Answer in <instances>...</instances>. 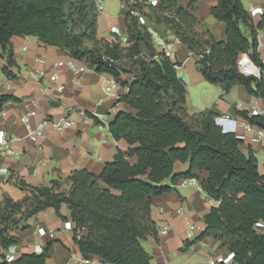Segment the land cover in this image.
Listing matches in <instances>:
<instances>
[{
    "label": "trees",
    "instance_id": "16d2710c",
    "mask_svg": "<svg viewBox=\"0 0 264 264\" xmlns=\"http://www.w3.org/2000/svg\"><path fill=\"white\" fill-rule=\"evenodd\" d=\"M121 1L127 5L123 31L127 44L117 35L113 39L98 37L97 0H0V46L7 54L3 68L7 76L16 77L11 69L17 66L12 37L35 36L128 87L120 101L131 108L119 110L109 124L113 137L124 139L128 147H118L100 174L87 168L73 170L67 178L71 182L67 191L62 179L46 186L17 179V185L28 193L20 200L5 194L0 202V264H48L46 247L40 254L22 253L13 262L4 259L6 250L19 243L12 232L27 229L21 223L47 208L75 224L74 240L83 256H97L109 264H156L143 245L149 236H158L153 198L175 191L188 179L198 180L207 196L219 204L205 215L204 230L194 240L185 238V246L211 237L234 252L230 264H264V233L255 228L264 222V173L256 155L251 148L246 152L241 148L243 141L235 133L223 130L215 111H188L187 87L179 70L170 59L155 58L152 36L131 10L144 13L163 35L171 32L194 52L201 74L221 87V97L241 85L250 96L264 99V63L258 39L264 18L255 23L243 0H217L210 12L225 22L227 35L225 40H217L195 15L198 0L187 5L159 0L150 11L144 1ZM245 54L261 68V77L240 71L239 60ZM124 74H130L132 80H124ZM19 101L13 94H0V111L7 103ZM236 111L264 129V114ZM177 161L189 165L177 172ZM64 204L69 207V217L61 214Z\"/></svg>",
    "mask_w": 264,
    "mask_h": 264
},
{
    "label": "crops",
    "instance_id": "0c3cea01",
    "mask_svg": "<svg viewBox=\"0 0 264 264\" xmlns=\"http://www.w3.org/2000/svg\"><path fill=\"white\" fill-rule=\"evenodd\" d=\"M100 7L98 17V37L113 39V26L124 31L125 9L121 0H97ZM179 4L187 5L191 0H177ZM217 0H198L195 15L203 28L209 29L217 40H225L226 24L217 20L210 12ZM245 9L255 23L264 18V0H243ZM167 37H175L171 32ZM259 53L264 63V27L258 31ZM11 45L14 48L17 66L12 67L16 77L11 78L3 72L7 63V54L0 46V94H13L19 102L7 103L3 110L6 115L2 125L12 139L14 153L11 155L0 152V202L5 194L15 200L22 199L27 190L21 189L16 181L23 179L33 186H46L55 179H62L63 190L67 191L71 182L68 176L75 169L87 168L95 174H100L104 164L113 160L117 148L127 149L124 139L116 140L109 130L110 122L116 113L131 109L120 101L121 96L128 92V87L118 83L114 94H106L105 87L115 79L107 73H98L87 63V69L77 72L67 66H58L56 62L71 58L67 52L57 46L45 45L35 36H13ZM176 59L184 61L189 50L181 43L175 46ZM245 55L241 56V59ZM248 56V55H247ZM249 57V56H248ZM43 72V76L35 77L34 72ZM185 81L190 79L193 85L206 81L201 74L196 58H189L178 71ZM58 75L57 81L50 79ZM264 74V72H263ZM123 79L131 81L130 74H124ZM65 84L62 92L58 86ZM220 96L210 102L205 108L189 109L190 113L211 109L219 115H237V105L242 108L257 104L264 109V99L250 96L241 85H235L230 93ZM31 112V121L38 124L46 117H69L74 124L63 130L47 129L40 144H35L27 138V131L20 118ZM239 132L246 131L239 127ZM250 136V134H249ZM106 140V142H104ZM241 148L246 152L249 148L262 155V144L242 142ZM188 162L177 161L175 171H183ZM262 172L261 166H259ZM215 201L207 196L198 180L182 181L175 191L153 198L152 217L158 229V236H149L143 241L144 247L150 252L152 262L156 264H202L201 255H226L229 251L220 246V242L208 237L191 247L185 246L186 228L189 222H201ZM64 217L70 216L68 205L61 208ZM64 221L53 208H47L20 227L28 225L27 229H15L12 233L19 237L17 256L22 253L36 252V245H43L49 250L48 264H82L83 257L79 246L74 240L73 232L64 228ZM169 225L168 233L161 234V229ZM39 227L54 231L55 236L41 235ZM255 228L264 233V222L260 221ZM97 264H109L99 257ZM1 263V258H0ZM204 263V262H203Z\"/></svg>",
    "mask_w": 264,
    "mask_h": 264
},
{
    "label": "built area",
    "instance_id": "2783aa9c",
    "mask_svg": "<svg viewBox=\"0 0 264 264\" xmlns=\"http://www.w3.org/2000/svg\"><path fill=\"white\" fill-rule=\"evenodd\" d=\"M144 1V7L147 11H150L152 7H155L159 4V0H141ZM122 7L125 9L127 8V5L125 3H122ZM131 14L137 16L139 23L146 26L147 31L152 36L153 45L155 46L157 50V54L155 55V58L158 57H166L170 59L177 70H180L185 62L191 58L196 56L194 52H189L187 58L184 61H178L176 59V52H175V46L177 43H179V38L174 37L173 40L169 39L167 36L163 35L153 24L148 23L147 16L138 11V10H131ZM112 32L115 33L121 40L122 44H127L128 39L127 36L124 34V32L121 30L118 26H113ZM209 52V49L207 50ZM199 57H203V55H199ZM56 65L58 66H67L69 68H72L76 70L77 72L84 71L87 69V66L85 64L78 65L77 60L74 58H69L67 60H60L56 62ZM248 66V67H247ZM256 67L258 72L256 73H249L247 70L248 68ZM239 69L242 73L246 75H254L258 76L261 68L258 67L253 63V61L248 57L247 55L244 56L239 61ZM33 75L35 77H41L43 76V72L37 71L34 72ZM50 79L52 81H57L59 79L58 75L53 74L51 75ZM118 83L116 81H112L109 85L105 87V93L106 94H114V90L117 88ZM65 89V84H61L58 86V91L62 92ZM237 109L239 110H248L249 115H262L264 114V109L257 104H251L247 107L242 108L241 104L237 105ZM6 115L5 110L0 111V152L11 155L14 153V149L12 147V139L9 137V134L5 127L2 125V121L4 116ZM31 112H27L26 114L22 115L20 120L22 123H24L26 131H27V138L35 144H40L41 140L45 136L46 130L51 128L57 131H63L69 127H71L74 124V121L69 117H61V118H52V117H46L42 119L38 124L34 125L31 121ZM217 122L222 126L223 130L225 132H232L235 133L238 138H240L243 142L247 141L250 144H262V156L263 161L261 164L262 172L264 173V129L258 127L257 125L252 124L248 119H244L241 117H234L231 115H220L217 117ZM239 127L243 128L246 133H240ZM250 134V136H249ZM106 142V140H104ZM258 159L257 152H254ZM185 182H193L196 181V179H188L184 180ZM204 223L201 222H189L186 228V240L191 241L194 240L203 230H204ZM64 228L66 230H70L73 232L75 228V224L71 220L64 221ZM170 229L169 225H165L161 229V234L168 233ZM38 232L41 235H49L51 237L55 236L54 231H47L44 227H39ZM204 243V241H202ZM45 250V247L41 244L36 245L35 251L36 253H43ZM234 252H228L226 255H201L202 260L205 264H230L233 262L234 259ZM17 246L16 244L11 245L5 253V261L6 262H13L17 258ZM80 261L82 264H97V258L95 256H83L80 258Z\"/></svg>",
    "mask_w": 264,
    "mask_h": 264
},
{
    "label": "rangeland",
    "instance_id": "374dc122",
    "mask_svg": "<svg viewBox=\"0 0 264 264\" xmlns=\"http://www.w3.org/2000/svg\"><path fill=\"white\" fill-rule=\"evenodd\" d=\"M169 39L173 40L174 37ZM185 83L187 87V109H195L196 107L205 108L210 102L214 101V99H217L222 92V89L219 85L210 83L208 81H203L198 85H193L190 79L186 78ZM262 161L263 156L259 155V166H261ZM202 264L205 263L202 262Z\"/></svg>",
    "mask_w": 264,
    "mask_h": 264
},
{
    "label": "bare ground",
    "instance_id": "6f19581e",
    "mask_svg": "<svg viewBox=\"0 0 264 264\" xmlns=\"http://www.w3.org/2000/svg\"><path fill=\"white\" fill-rule=\"evenodd\" d=\"M248 67V66H247ZM249 73H256V72H258V70L256 69V67H252V68H248V70H247Z\"/></svg>",
    "mask_w": 264,
    "mask_h": 264
},
{
    "label": "water",
    "instance_id": "95a60500",
    "mask_svg": "<svg viewBox=\"0 0 264 264\" xmlns=\"http://www.w3.org/2000/svg\"><path fill=\"white\" fill-rule=\"evenodd\" d=\"M262 76V71H260L259 75L256 76V77H261Z\"/></svg>",
    "mask_w": 264,
    "mask_h": 264
}]
</instances>
